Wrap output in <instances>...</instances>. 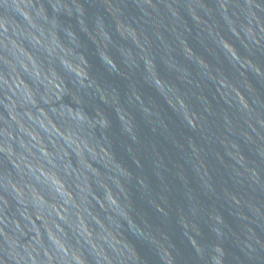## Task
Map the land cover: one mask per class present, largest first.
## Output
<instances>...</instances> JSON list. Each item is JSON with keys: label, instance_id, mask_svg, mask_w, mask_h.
Returning <instances> with one entry per match:
<instances>
[{"label": "water", "instance_id": "95a60500", "mask_svg": "<svg viewBox=\"0 0 264 264\" xmlns=\"http://www.w3.org/2000/svg\"><path fill=\"white\" fill-rule=\"evenodd\" d=\"M0 264H264V0H0Z\"/></svg>", "mask_w": 264, "mask_h": 264}]
</instances>
